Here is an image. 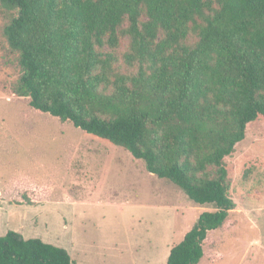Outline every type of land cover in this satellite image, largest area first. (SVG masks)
Here are the masks:
<instances>
[{
    "label": "trees",
    "instance_id": "1",
    "mask_svg": "<svg viewBox=\"0 0 264 264\" xmlns=\"http://www.w3.org/2000/svg\"><path fill=\"white\" fill-rule=\"evenodd\" d=\"M18 53L14 92L42 113L121 146L198 204H213L169 250L200 264L209 231L233 207L224 159L264 120V0H0ZM126 22V27L122 24ZM127 36L124 63L103 45ZM209 168L215 169L211 176ZM27 204H32L26 199ZM0 264H81L7 230Z\"/></svg>",
    "mask_w": 264,
    "mask_h": 264
},
{
    "label": "rangeland",
    "instance_id": "2",
    "mask_svg": "<svg viewBox=\"0 0 264 264\" xmlns=\"http://www.w3.org/2000/svg\"><path fill=\"white\" fill-rule=\"evenodd\" d=\"M15 14L0 4V143L7 147L0 148V178L23 172L31 179L18 188L32 187L42 203L21 205L17 216L0 223V235L14 230L39 238L81 264H166L170 247L215 206L191 201L123 147L34 110L28 97L15 94L21 68L4 35ZM128 43L121 35L117 46L105 43L102 50L130 74L136 67L124 63ZM224 163L234 204L222 226L207 233L200 264H264V120L248 127Z\"/></svg>",
    "mask_w": 264,
    "mask_h": 264
},
{
    "label": "crops",
    "instance_id": "3",
    "mask_svg": "<svg viewBox=\"0 0 264 264\" xmlns=\"http://www.w3.org/2000/svg\"><path fill=\"white\" fill-rule=\"evenodd\" d=\"M4 144L13 146L14 143L4 142ZM14 146L18 145L14 144ZM1 147H4V145L0 143V148ZM22 179L30 181L31 178L29 179L28 176H26L23 172H19L18 170L11 172L7 178H0V217H5L4 221H1L0 219V223L6 222L7 220H10L11 217L17 216L18 208L21 207V205L38 206V204L41 202L39 199H36L38 194L32 189V187L20 186L18 188V184ZM24 196L29 198L32 204H22L21 199H23ZM11 199H14L17 203H11Z\"/></svg>",
    "mask_w": 264,
    "mask_h": 264
}]
</instances>
